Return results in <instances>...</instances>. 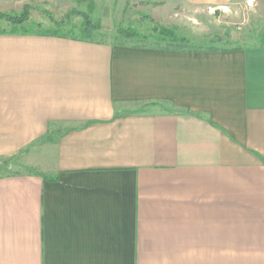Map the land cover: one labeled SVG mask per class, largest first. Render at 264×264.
I'll return each mask as SVG.
<instances>
[{
    "label": "crops",
    "instance_id": "crops-1",
    "mask_svg": "<svg viewBox=\"0 0 264 264\" xmlns=\"http://www.w3.org/2000/svg\"><path fill=\"white\" fill-rule=\"evenodd\" d=\"M0 133L24 166L0 175V264H264V31L211 51L0 33Z\"/></svg>",
    "mask_w": 264,
    "mask_h": 264
},
{
    "label": "rangeland",
    "instance_id": "rangeland-1",
    "mask_svg": "<svg viewBox=\"0 0 264 264\" xmlns=\"http://www.w3.org/2000/svg\"><path fill=\"white\" fill-rule=\"evenodd\" d=\"M78 13L88 15L98 25L92 32V40L115 45L155 41L166 46L186 43L191 49L210 51L234 49L256 43L264 31V0H235L230 5L212 8L190 5L184 0H170L169 4L163 0H128L121 6L78 0L64 7L25 6L7 14H24V22L15 26L2 19L0 32L41 35L58 32L60 36L80 38L83 21ZM176 18L181 19V25L173 30L169 22ZM16 160V156L0 159V175L24 171Z\"/></svg>",
    "mask_w": 264,
    "mask_h": 264
},
{
    "label": "trees",
    "instance_id": "trees-1",
    "mask_svg": "<svg viewBox=\"0 0 264 264\" xmlns=\"http://www.w3.org/2000/svg\"><path fill=\"white\" fill-rule=\"evenodd\" d=\"M78 16L82 18V25L80 28V39L83 40H91L92 32L98 28V25L90 19L88 15L78 13ZM6 20L10 22L12 25H20L24 22V14H21L20 16H10L7 14L0 13V20ZM1 33V32H0ZM14 33V32H12ZM52 36H60L58 35V32H54L51 34Z\"/></svg>",
    "mask_w": 264,
    "mask_h": 264
}]
</instances>
